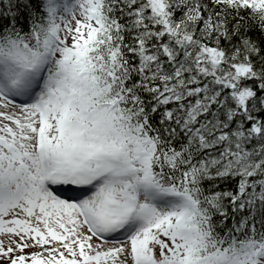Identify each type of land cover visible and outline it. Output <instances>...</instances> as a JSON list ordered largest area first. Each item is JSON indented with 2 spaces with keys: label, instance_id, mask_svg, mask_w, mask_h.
Instances as JSON below:
<instances>
[{
  "label": "snow or ice",
  "instance_id": "6c2138e0",
  "mask_svg": "<svg viewBox=\"0 0 264 264\" xmlns=\"http://www.w3.org/2000/svg\"><path fill=\"white\" fill-rule=\"evenodd\" d=\"M0 264H264V0H0Z\"/></svg>",
  "mask_w": 264,
  "mask_h": 264
}]
</instances>
